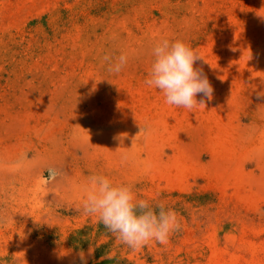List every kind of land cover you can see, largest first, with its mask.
<instances>
[{"label":"rangeland","instance_id":"obj_1","mask_svg":"<svg viewBox=\"0 0 264 264\" xmlns=\"http://www.w3.org/2000/svg\"><path fill=\"white\" fill-rule=\"evenodd\" d=\"M261 15L264 0H0V264H264ZM161 36L204 58L205 105L145 85ZM97 173L181 230L122 245L82 210Z\"/></svg>","mask_w":264,"mask_h":264},{"label":"clouds","instance_id":"obj_2","mask_svg":"<svg viewBox=\"0 0 264 264\" xmlns=\"http://www.w3.org/2000/svg\"><path fill=\"white\" fill-rule=\"evenodd\" d=\"M151 57L144 83L160 91L166 104L192 111L197 105H205L203 100L197 101V95L212 99L214 89L207 76L202 69L194 67L197 60L204 58L190 44L161 36L153 41ZM103 59L110 73L119 74L126 67L129 56L121 52L115 57L105 55ZM81 204L85 214L94 217L131 250L152 242L166 245L182 228V221L173 207L140 198L133 184L115 181L103 173L88 178L81 190ZM80 259L86 264L83 253Z\"/></svg>","mask_w":264,"mask_h":264}]
</instances>
